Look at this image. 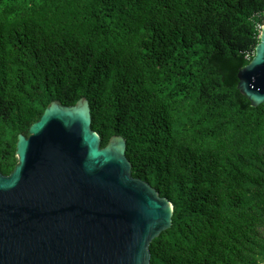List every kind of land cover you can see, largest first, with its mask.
<instances>
[{"label": "trees", "instance_id": "16d2710c", "mask_svg": "<svg viewBox=\"0 0 264 264\" xmlns=\"http://www.w3.org/2000/svg\"><path fill=\"white\" fill-rule=\"evenodd\" d=\"M263 25L264 0H0V163L33 108L87 97L174 205L152 264H263L264 103L238 87Z\"/></svg>", "mask_w": 264, "mask_h": 264}, {"label": "water", "instance_id": "95a60500", "mask_svg": "<svg viewBox=\"0 0 264 264\" xmlns=\"http://www.w3.org/2000/svg\"><path fill=\"white\" fill-rule=\"evenodd\" d=\"M238 78L253 106L264 103V25ZM29 131L15 171L0 172V264H152L174 205L133 176L126 138L102 146L87 97L52 101Z\"/></svg>", "mask_w": 264, "mask_h": 264}, {"label": "rangeland", "instance_id": "374dc122", "mask_svg": "<svg viewBox=\"0 0 264 264\" xmlns=\"http://www.w3.org/2000/svg\"><path fill=\"white\" fill-rule=\"evenodd\" d=\"M41 113H42V107L41 106H37V107L33 108L23 119L19 131L21 133H24L27 137H29V135H30L29 129H30L32 123H34L35 121H37L39 119ZM16 147H17V141H16ZM18 161L19 160H18V158L16 156V152H15L13 158L8 163L0 164V172L6 176L12 174L16 169Z\"/></svg>", "mask_w": 264, "mask_h": 264}]
</instances>
